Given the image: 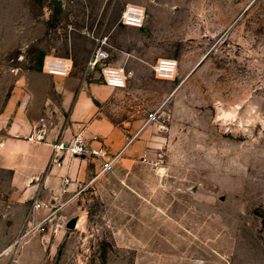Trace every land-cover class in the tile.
I'll list each match as a JSON object with an SVG mask.
<instances>
[{"label":"rangeland","instance_id":"1","mask_svg":"<svg viewBox=\"0 0 264 264\" xmlns=\"http://www.w3.org/2000/svg\"><path fill=\"white\" fill-rule=\"evenodd\" d=\"M122 2L0 0V106L44 53L71 57L108 32L127 79L106 112L141 151L74 191L77 225L22 239L30 199L0 173V264H264V0H151L134 31L118 22ZM71 13L82 28L70 32ZM164 56L174 79L154 74Z\"/></svg>","mask_w":264,"mask_h":264},{"label":"crops","instance_id":"2","mask_svg":"<svg viewBox=\"0 0 264 264\" xmlns=\"http://www.w3.org/2000/svg\"><path fill=\"white\" fill-rule=\"evenodd\" d=\"M150 1L123 0L122 3H139L151 14ZM70 15L71 22L64 28L70 32L82 28L73 23L75 15ZM100 17L99 13L95 15L89 30L101 24ZM125 27L132 31L138 28ZM64 41L65 47L74 44L71 35ZM84 42L88 47L80 54L73 51L68 56L73 62L86 63L92 49L89 39ZM53 52L52 49L44 54L55 55ZM112 92V87L90 76L88 71L70 72L67 76L51 75L43 70L26 71L18 77L0 106V173L8 176L6 182L12 198L21 202L35 195L44 199L59 197L66 176L70 177L68 193L74 194L97 170V164L87 156L66 154L60 164L51 162L52 144L59 138L68 139L81 133L90 145L104 143L111 151L124 146L133 131L123 123L112 121L106 112ZM135 139L124 146L120 158L141 156L140 144Z\"/></svg>","mask_w":264,"mask_h":264},{"label":"built area","instance_id":"3","mask_svg":"<svg viewBox=\"0 0 264 264\" xmlns=\"http://www.w3.org/2000/svg\"><path fill=\"white\" fill-rule=\"evenodd\" d=\"M146 16L145 7L139 3L128 2L120 11L118 22L123 25L141 27ZM91 35L95 44L86 60V70H96L100 80L109 87L122 88L126 84V72L123 63H112L110 43L107 34ZM73 61L65 55H46L42 60V70L51 75L67 76L72 69ZM178 61L174 57H159L153 64V71L156 77L171 80L175 78ZM155 117V112H149L147 121ZM136 133L127 136L124 146L129 143ZM33 135H30L32 138ZM93 136V139H97ZM122 146L117 151H111L104 143L90 145L83 138L81 133H76L68 139L59 138L52 144L53 156L51 162L60 164L64 155H80L90 157L96 164L95 175H100L113 170L121 156ZM70 177L63 179L60 196H53L44 199L38 196L30 198V205L27 209L19 234V239L34 232H55L65 227L70 219L67 207L73 194H69L68 183Z\"/></svg>","mask_w":264,"mask_h":264},{"label":"water","instance_id":"4","mask_svg":"<svg viewBox=\"0 0 264 264\" xmlns=\"http://www.w3.org/2000/svg\"><path fill=\"white\" fill-rule=\"evenodd\" d=\"M206 56V54H204L197 62L196 64L190 69V71L186 74V77L201 63V61L204 59V57ZM76 220H77V217L76 216H73L71 217L67 223H66V226L67 227H73L76 225Z\"/></svg>","mask_w":264,"mask_h":264},{"label":"bare ground","instance_id":"5","mask_svg":"<svg viewBox=\"0 0 264 264\" xmlns=\"http://www.w3.org/2000/svg\"><path fill=\"white\" fill-rule=\"evenodd\" d=\"M186 79V76L184 77L183 81ZM80 221V218L76 220V225L78 224V222Z\"/></svg>","mask_w":264,"mask_h":264}]
</instances>
